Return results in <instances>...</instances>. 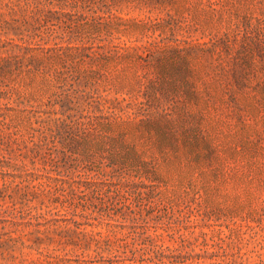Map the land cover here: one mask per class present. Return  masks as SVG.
I'll return each instance as SVG.
<instances>
[{
  "label": "rangeland",
  "instance_id": "rangeland-1",
  "mask_svg": "<svg viewBox=\"0 0 264 264\" xmlns=\"http://www.w3.org/2000/svg\"><path fill=\"white\" fill-rule=\"evenodd\" d=\"M0 264H264V0H0Z\"/></svg>",
  "mask_w": 264,
  "mask_h": 264
}]
</instances>
